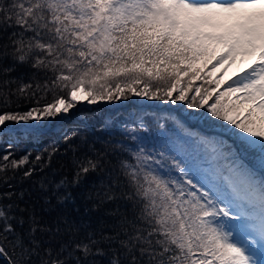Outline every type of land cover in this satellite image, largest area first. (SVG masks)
Returning a JSON list of instances; mask_svg holds the SVG:
<instances>
[{"label": "snow or ice", "instance_id": "snow-or-ice-1", "mask_svg": "<svg viewBox=\"0 0 264 264\" xmlns=\"http://www.w3.org/2000/svg\"><path fill=\"white\" fill-rule=\"evenodd\" d=\"M0 189V264H264V0H0Z\"/></svg>", "mask_w": 264, "mask_h": 264}, {"label": "rangeland", "instance_id": "rangeland-1", "mask_svg": "<svg viewBox=\"0 0 264 264\" xmlns=\"http://www.w3.org/2000/svg\"><path fill=\"white\" fill-rule=\"evenodd\" d=\"M232 71L233 69H229V74H231ZM224 78L227 79V76H225ZM140 101H141L140 98L131 97L129 100L115 101L118 103V105L113 104L115 102H111V103L106 102L104 103V106L102 107H99L98 105H93V106L89 105V108L84 107V110H86V112L89 114H95V112L97 111H102L107 121H110L111 119L116 118L120 114L128 115L130 112L135 113L136 118L137 117L141 118L147 114H153L157 120L164 118V117H169V116H185L186 115L185 112H181L178 108L175 109L174 111H171L168 109H159V108L151 109L149 108V104L147 103L139 104ZM147 102H151V101H147ZM85 105L86 106L88 105L87 102H85ZM78 114H81V112L79 111L75 113V111H73L72 113L73 121L79 122L78 118L82 116ZM144 121L148 122V120H144ZM190 123H196V122L190 121ZM74 125L75 123H71V122L66 124L64 127V131H65V128L69 126H74Z\"/></svg>", "mask_w": 264, "mask_h": 264}, {"label": "trees", "instance_id": "trees-1", "mask_svg": "<svg viewBox=\"0 0 264 264\" xmlns=\"http://www.w3.org/2000/svg\"><path fill=\"white\" fill-rule=\"evenodd\" d=\"M203 75V74H202ZM185 80H187V78L185 77L184 78ZM203 82L202 81H194L193 84H194V87L196 86H200ZM183 83L181 85H179L178 87H183ZM205 87H207V85H205ZM194 93H190L189 95H192ZM175 95V93H174ZM225 102H228L227 98H225ZM211 103V101H210ZM85 116L87 117V124L88 125H95L96 126V129L99 130L101 125L102 124H111L112 121H126L128 120L129 118H135V115H129V116H126L124 114H120L118 117L114 118V119H111L110 121H107L102 113V111H97L95 112V114H89V113H84ZM149 120L148 122H146L148 128L150 129V131L152 133H156L157 131H159V129L157 128V125H156V120L154 119V117L152 115H149ZM143 120H146V117H143ZM162 121V120H161ZM84 124L81 123V127H83ZM169 127H171V123L169 122L168 124ZM74 126H69L67 128H65V131L66 132H70V130L72 128H74ZM53 143V137L50 136L42 141H39V142H31V143H25V144H22L20 145L19 147L13 149V151L15 152V155L17 158L27 154V153H31L33 158L34 156L39 153V152H44L45 149H48L51 144ZM61 152H63V148L61 147ZM46 155V153H45ZM67 161H65L64 159H61V158H57L55 161H54V167H56L57 169L60 168V165L62 164H66ZM65 171H67V169L65 168ZM9 175H11L12 173L9 172L8 173ZM38 179V177H36ZM29 185L28 184H25V185H22V187H28ZM4 190H7V189H0V191H4Z\"/></svg>", "mask_w": 264, "mask_h": 264}, {"label": "bare ground", "instance_id": "bare-ground-1", "mask_svg": "<svg viewBox=\"0 0 264 264\" xmlns=\"http://www.w3.org/2000/svg\"><path fill=\"white\" fill-rule=\"evenodd\" d=\"M85 102L86 101H82L81 103H79L78 105H77V109H78V111L77 110H73V111H75V113H77V112H79V111H84V107H88L89 105H85ZM101 102H103V103H106V101H99L97 104H100ZM149 104L150 105V102H147V101H145V100H141L140 101V103L139 104ZM113 104H116V105H118V103L117 102H115V103H113ZM153 104L155 105V107L156 108H158V107H163V108H165V109H168V110H171V111H174V107L175 106H172V105H164L163 103H161V102H158V101H154L153 102ZM99 106H101V105H99ZM110 106V105H109ZM89 108V107H88ZM56 130H55V129ZM53 128V133L54 134H59V132H60V127L59 126H55Z\"/></svg>", "mask_w": 264, "mask_h": 264}, {"label": "water", "instance_id": "water-1", "mask_svg": "<svg viewBox=\"0 0 264 264\" xmlns=\"http://www.w3.org/2000/svg\"><path fill=\"white\" fill-rule=\"evenodd\" d=\"M151 107H153V106H151Z\"/></svg>", "mask_w": 264, "mask_h": 264}]
</instances>
